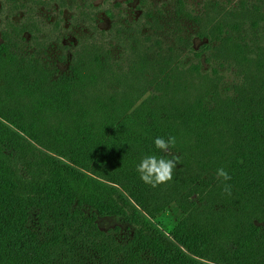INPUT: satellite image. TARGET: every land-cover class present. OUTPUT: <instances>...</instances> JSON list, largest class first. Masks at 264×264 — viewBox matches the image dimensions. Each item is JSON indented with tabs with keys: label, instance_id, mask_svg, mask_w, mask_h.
Instances as JSON below:
<instances>
[{
	"label": "trees",
	"instance_id": "trees-1",
	"mask_svg": "<svg viewBox=\"0 0 264 264\" xmlns=\"http://www.w3.org/2000/svg\"><path fill=\"white\" fill-rule=\"evenodd\" d=\"M260 4L181 10L199 24L196 60L168 52L150 77L146 61L109 65L97 40L54 78L26 70L20 93L0 97V264H264ZM9 58L0 43V69ZM169 136L171 153L155 147ZM153 154L178 158L156 188L136 171ZM174 201L165 233L152 217ZM97 215L129 227L102 229Z\"/></svg>",
	"mask_w": 264,
	"mask_h": 264
},
{
	"label": "rangeland",
	"instance_id": "rangeland-1",
	"mask_svg": "<svg viewBox=\"0 0 264 264\" xmlns=\"http://www.w3.org/2000/svg\"><path fill=\"white\" fill-rule=\"evenodd\" d=\"M205 1L0 0V43L10 55L0 69V97L20 93L25 84L22 76H27V72L30 77L32 73L38 75L37 70L47 71L52 78L66 72L78 53L85 54L88 41L97 40L102 45L109 65H125L130 59L146 61L149 77L158 67L168 65L167 60L173 55L168 52L177 54L171 62H194L190 47H199L201 40L195 36L199 24L181 10L190 15L212 14L211 3L230 7L236 0H209L207 6ZM256 2L264 9V0ZM259 22L264 25V19ZM177 29L183 40L171 37L172 30ZM204 66L206 63L201 61V67ZM225 74L229 78L231 72ZM179 214L178 205L170 202L152 221L168 233ZM96 221L102 229L116 226L124 232L129 227L114 215H97Z\"/></svg>",
	"mask_w": 264,
	"mask_h": 264
},
{
	"label": "clouds",
	"instance_id": "clouds-1",
	"mask_svg": "<svg viewBox=\"0 0 264 264\" xmlns=\"http://www.w3.org/2000/svg\"><path fill=\"white\" fill-rule=\"evenodd\" d=\"M155 147L164 153H171L172 147L176 144V137L169 136L167 139L163 137H156L154 139ZM178 158H165L163 156L157 157L156 155H147L141 159L137 164L136 171L139 178L152 188H156L160 184L166 183L173 178V169L176 167ZM217 179L228 181L231 176L224 167L216 170ZM223 190L231 195V185L225 183Z\"/></svg>",
	"mask_w": 264,
	"mask_h": 264
}]
</instances>
